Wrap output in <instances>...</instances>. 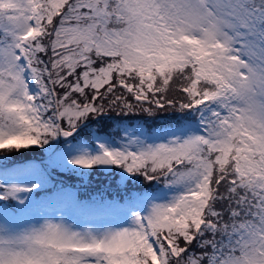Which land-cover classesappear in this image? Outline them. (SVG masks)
Returning a JSON list of instances; mask_svg holds the SVG:
<instances>
[{
    "label": "snow or ice",
    "instance_id": "snow-or-ice-1",
    "mask_svg": "<svg viewBox=\"0 0 264 264\" xmlns=\"http://www.w3.org/2000/svg\"><path fill=\"white\" fill-rule=\"evenodd\" d=\"M0 264H264V0H0Z\"/></svg>",
    "mask_w": 264,
    "mask_h": 264
},
{
    "label": "rangeland",
    "instance_id": "rangeland-1",
    "mask_svg": "<svg viewBox=\"0 0 264 264\" xmlns=\"http://www.w3.org/2000/svg\"><path fill=\"white\" fill-rule=\"evenodd\" d=\"M73 182H76V181H73ZM95 182V181H94Z\"/></svg>",
    "mask_w": 264,
    "mask_h": 264
}]
</instances>
